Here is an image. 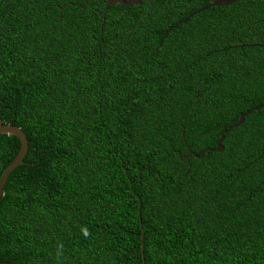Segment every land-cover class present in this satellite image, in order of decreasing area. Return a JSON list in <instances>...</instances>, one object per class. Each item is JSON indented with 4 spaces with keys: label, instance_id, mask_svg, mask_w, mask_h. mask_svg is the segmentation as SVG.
<instances>
[{
    "label": "trees",
    "instance_id": "1",
    "mask_svg": "<svg viewBox=\"0 0 264 264\" xmlns=\"http://www.w3.org/2000/svg\"><path fill=\"white\" fill-rule=\"evenodd\" d=\"M211 1L0 0V264H264V107L197 158L264 103V0Z\"/></svg>",
    "mask_w": 264,
    "mask_h": 264
},
{
    "label": "water",
    "instance_id": "2",
    "mask_svg": "<svg viewBox=\"0 0 264 264\" xmlns=\"http://www.w3.org/2000/svg\"><path fill=\"white\" fill-rule=\"evenodd\" d=\"M141 1H154V0H105V7H104V12L106 11L107 7L113 6L115 4H119L121 6L124 7H129V6H136L139 5V3ZM238 0H212L205 8L210 7V6H228L234 2H236ZM86 3V1H85ZM202 9L197 10L196 12L201 11ZM195 12H193L192 14H194ZM192 14H190L185 20H187L188 18H190L192 16ZM264 107V103H261L259 105H255L253 106L250 110L245 111L244 113H241L238 116L237 122L228 126L227 129L222 130L219 135L218 138L215 140V146L214 148H206L204 150H202L199 155L197 156V158H201L202 155L205 152H220L222 150V146H221V142L223 140V136L224 134H226L227 132L231 131L233 128L238 127L239 125L242 124L243 119L246 115L250 114L252 111H256L259 110L260 108ZM0 134L3 135H12L14 136L16 139H18L19 141V149L15 155V157L13 158V160L5 167V169L3 170L2 174L0 175V198L2 196V191H3V185L9 175V173L18 165L22 164V158L26 152L27 149V141L26 138L24 137L23 133L21 132V130L18 127L12 126V125H6V124H2L0 123ZM193 155L192 153H189L187 156L183 157V159H186L188 156Z\"/></svg>",
    "mask_w": 264,
    "mask_h": 264
}]
</instances>
